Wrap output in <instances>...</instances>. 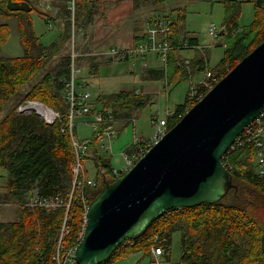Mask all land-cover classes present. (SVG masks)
Returning <instances> with one entry per match:
<instances>
[{
	"label": "trees",
	"instance_id": "1",
	"mask_svg": "<svg viewBox=\"0 0 264 264\" xmlns=\"http://www.w3.org/2000/svg\"><path fill=\"white\" fill-rule=\"evenodd\" d=\"M132 1L136 11L158 8L165 3V0ZM73 2L74 11L71 9ZM255 7L254 21L241 27L242 3L225 1V18L220 31L224 54L218 66L211 69L219 81L264 42V0H255ZM34 11H37L34 0H0V114L5 113L0 118V169L6 172L4 192L0 196L2 202L24 204L33 194L44 197L61 194L65 197L70 193L74 150L69 133L62 132V129L69 115L65 82L71 70L70 44L73 36H79V40L75 39L76 47L79 41L76 49L79 67L89 68V74L96 75L102 64L95 56L93 46V28L101 15L99 0L53 2L52 9L44 17L59 22L64 37L61 35L49 47L38 43L30 18ZM12 18L20 22L25 48L24 55L20 57L1 55V47L7 43L11 33L6 22ZM185 18L179 10L175 20V44L180 41L178 31ZM187 41L195 44L193 40ZM57 52L61 55L57 56ZM203 52L198 54L197 60L186 64L179 50H175L170 53L165 67L148 69L147 79L165 80L171 86L178 77L190 78L204 72L208 54ZM86 61H89L88 67L83 65ZM50 62L51 67L24 92L23 89L40 71L48 68ZM190 93L191 89L185 103L177 106L169 116V130L195 105H190ZM202 93L205 96L208 92ZM152 100L151 94L136 90L100 94L92 101V112L110 111L117 118L128 119ZM29 101H37L53 109L61 119L49 125L36 113H19L18 108ZM89 118L93 119L91 115ZM104 127L107 125H102V130ZM99 146L98 139L93 137L84 157L85 162L92 160L96 169L97 187L85 190L90 204L107 184L117 180L110 161L99 154ZM253 154V150L247 148L229 150L224 155L223 163L236 186L222 201L193 208H175L165 213L142 236L133 239V245L120 246L104 264H115L138 252L150 256L154 238L160 234L167 239L164 248L170 260L175 232L181 234V264H264V181L256 174ZM64 215L63 209L53 212L39 208L20 209L15 220H0V264H56L53 257ZM83 224L82 201L75 198L70 211L71 233L64 239L66 247L78 243Z\"/></svg>",
	"mask_w": 264,
	"mask_h": 264
},
{
	"label": "water",
	"instance_id": "2",
	"mask_svg": "<svg viewBox=\"0 0 264 264\" xmlns=\"http://www.w3.org/2000/svg\"><path fill=\"white\" fill-rule=\"evenodd\" d=\"M264 111V42L91 202L77 264H104L175 208L222 201L235 187L223 157Z\"/></svg>",
	"mask_w": 264,
	"mask_h": 264
},
{
	"label": "built area",
	"instance_id": "3",
	"mask_svg": "<svg viewBox=\"0 0 264 264\" xmlns=\"http://www.w3.org/2000/svg\"><path fill=\"white\" fill-rule=\"evenodd\" d=\"M71 9L74 11V2L71 5ZM49 24L51 23L48 21ZM75 30L73 29V35ZM177 34L175 28V19L172 17H149L145 22V31L143 36L136 41V43L126 50H118L111 48L109 51L101 52L99 55H108L117 61H125L134 59L136 61L144 59L146 56L155 55L164 63L169 59L170 53L175 50L185 49H202L210 48L211 46H199L197 44H191L187 40H180L178 43H174L173 38ZM209 36L213 40L220 38V30L212 24L209 27ZM224 46V45H223ZM72 62L69 77L65 82V99L69 105L68 121L62 132L69 133L74 150V162L71 170L73 174V181L70 193L67 196L61 194L44 197L33 194L29 197L28 201L24 204L17 202H2L0 201V219L2 211L6 208L18 209H43L46 212L58 211L59 209L65 210V215L62 224L59 229V236L54 253L53 260L56 264H77L75 261V250L84 236L85 227L87 225V212L90 202L85 196V190L87 187H97L95 178L93 179L88 175V171L85 168L84 157L89 152V141H80L76 136V118L91 115L92 129L95 132L94 137L98 139L99 144L104 145L109 143V147L105 146L104 151L108 148L111 149L113 140L118 137V132L114 129L113 123L116 122L117 117L110 111L102 113L100 111H93L92 95L88 89V83L84 80L83 70L78 65V54L76 53L75 35L72 41ZM111 58V59H112ZM186 64L190 63V60L185 61ZM205 77L199 84L191 88L189 95L190 105L198 103L203 99L204 94L202 91L209 92L218 83V77L209 68L208 60L205 63V70L203 72ZM192 103V104H191ZM18 112L21 114L36 113L47 124L53 125L61 116L58 112L45 106L37 101H29L18 108ZM126 121L134 122V118L130 117ZM107 125L102 130V125ZM169 131L167 120H160L156 124V131L154 135L147 140H135L131 152L122 153L125 159V166L121 169H113L114 176L118 179L123 176L129 169L135 166V164ZM251 148L254 152L253 161L256 165V174L264 181V111L256 117L248 126L244 128L241 134L237 137L234 144L229 150L235 151L240 149ZM228 150V151H229ZM226 166V165H225ZM227 167V166H226ZM3 187L0 184V193ZM75 198H79L82 201L84 209V224L79 235L78 243L75 246L64 245V239L71 233L69 228L70 211ZM167 243V239L162 235H157L154 238V244L152 247V253L155 257H160L165 254L164 244ZM133 239L124 241L121 246L126 248L128 245H133Z\"/></svg>",
	"mask_w": 264,
	"mask_h": 264
},
{
	"label": "rangeland",
	"instance_id": "4",
	"mask_svg": "<svg viewBox=\"0 0 264 264\" xmlns=\"http://www.w3.org/2000/svg\"><path fill=\"white\" fill-rule=\"evenodd\" d=\"M225 1H243L240 23L242 26H247L253 22L255 16V7L253 3L245 0H165V3L157 8L156 11L158 12H152L150 14L155 15L156 13V15L161 14L162 16L163 14L173 15V18L177 19V10L179 8V10H181L183 15L186 17L184 23L182 24V29L188 33L197 35L201 41V46H211L210 48L205 49L208 51L209 68L214 69L218 66L223 57L224 41L222 38L213 40L209 36V27L212 24H215L220 31L222 30V25L225 18ZM36 9L37 11L32 12L30 15L33 29H35L34 32H36V37L39 38L38 43L45 47H49L60 39L62 35V30L60 27L61 24L54 20H49L51 22L49 24L48 18L44 17L45 11L43 9ZM152 15L148 17H155ZM6 23H8L11 33L7 43L1 47V55L4 57L23 56L25 53V48L21 40L19 20L17 18H12ZM56 24L60 25L58 26ZM75 39L79 40V36L75 35ZM70 46V51H72V45L70 44ZM78 46L79 41L77 47ZM57 53H59L57 56L61 55L60 52ZM191 56L192 52L187 49V51L184 52V57ZM111 62L101 64L98 68L97 74L92 76L89 74L88 69L83 70L82 68L83 76L91 77L94 83L89 89L92 98L95 101L100 94L118 93L123 90L131 91L134 89H139L146 93L151 92L150 94L153 96V103L133 113L137 120V133L139 130V134L144 136H148L150 134L154 135L156 131L155 125H153L154 123L151 121L152 117L153 120H167L169 116L174 113L177 106L185 103L190 89L193 86L199 84L200 81H202V79L205 77L203 72L191 75L190 78L178 77L171 86H168L165 80L150 81L143 78L145 67H165L164 61L157 58L155 55H149L147 59V66H144L143 62L136 61L134 59L119 62L113 61V63L110 64ZM51 65L52 63L50 62L47 66L48 68H46L44 71H40L35 76L34 80L23 89V91L25 92L29 90L30 87L34 85L42 77V75H44ZM83 65L88 67L89 61H86ZM4 114L5 113L0 114V118L3 117ZM88 121H91L89 116L79 117L75 120L78 129L77 138L79 140L87 138L90 139L93 137L94 132L91 124ZM131 144L128 146V148L131 146ZM122 150L127 151V149L124 147L117 148L116 151H113V154H118ZM126 151H123L122 153ZM109 154L111 155L112 153ZM103 156L107 157L106 154H103ZM89 165L91 166L90 175L96 177V171L92 166L94 165L92 160L87 162V166ZM254 167L256 170L255 164ZM5 177L6 172L3 169H0V184L3 185V190L0 193V196L4 192ZM18 213V207H15L14 209L6 208L2 211L3 215L1 216L0 220H15ZM180 241L181 234L179 232L173 233L170 260L168 259L169 253L165 252L163 256L158 258L157 263L154 262V264H181ZM132 256H134V254L131 255V257ZM140 264H152L150 256L147 255V257Z\"/></svg>",
	"mask_w": 264,
	"mask_h": 264
},
{
	"label": "crops",
	"instance_id": "5",
	"mask_svg": "<svg viewBox=\"0 0 264 264\" xmlns=\"http://www.w3.org/2000/svg\"><path fill=\"white\" fill-rule=\"evenodd\" d=\"M34 1H36V8L43 9L46 13L47 11L52 9L53 2H55L57 0H34ZM245 1L253 3V5L255 7V0H245ZM240 2L242 3L243 1H240ZM99 5H100V14L101 15L99 16V18H98V20H97V22L93 28V44H94L93 46H94L95 54H97L95 56H98V58H99V60H101L102 64L107 63L108 59L110 60L112 57H110L108 55H99V53L109 51L111 48H116V49L121 50V51L129 49L131 46H133L136 43V38L140 39L143 36L144 31H145V22L147 19H149L148 16L152 15L150 13L158 12V11H156L157 8H154V7H149V8L144 9V10L140 9V10L136 11L134 8V3L132 0H99ZM242 5H243V3H242ZM178 10H179V8H178ZM178 10H177V12H178ZM255 12H256V7H255ZM152 16L162 17L161 14L156 15V13H155V15H152ZM163 16H171L173 18V15L163 14ZM254 18H255V16H254ZM50 19L51 18H48V21ZM56 25H58V24H56ZM180 26H181V28L179 27L180 30L178 31V34L180 36L179 37L180 40H182V41L183 40H193V41H195V44H197L199 46L202 45L201 41L199 40V37L197 35L188 33L187 31H184L182 29V25H180ZM240 26L246 27V26H242L241 23H240ZM60 27L62 30V26H60ZM34 31H35V29H34ZM35 34H36V32H35ZM188 50H190L192 52L191 57H184V52L187 51V49L179 50V55L181 56V58L184 61H186V60H190V61L197 60L198 54L204 53L202 51V49H194V50L188 49ZM206 52L208 54L207 50H206ZM209 54H210V52H209ZM148 57L149 56H146L144 59L138 60V61L143 62L144 66H147L148 65V62H147ZM206 58H207L208 63H209V56H207ZM113 61H117V60H113ZM113 61L112 62L108 61V62H111L110 64H112ZM157 68H162V67H155V68L154 67H152V68L151 67H145L143 78L145 80H148L147 79L148 69H157ZM86 69L89 70V68H86ZM88 77L89 76H86V77L84 76V80L88 83V89H90L91 85L94 83L92 81V78L91 77L88 78ZM134 90H136V89H134ZM123 91H126V90H123ZM136 92H138V93L142 92L145 94L151 93V92L146 93L143 90H139V89H137ZM92 101H93V98H92ZM151 103H153V100L151 101ZM132 117L134 118L133 123H131L130 121H126V119H122V118H117L116 122L113 123L114 129L118 132V137L113 140V143L111 145L112 146L111 149L108 148L107 151H104L105 146L109 147V143L106 142V144H104V145L100 144L99 154L100 155H103V154L107 155V159L110 161V164H111L113 169H115V168L121 169L125 166V159L122 155V152L126 151V150H122L118 154H116V153L113 154V151H116L117 148L124 147L127 149V151L130 152L131 147H132L135 140H137V139L138 140H147L149 137H151L153 135V134H150L148 136L140 135L139 130L137 133V120H136V117L134 114H132ZM162 120H164V119H162ZM151 121H153L152 123H154L153 125H155V128H156V124H157L158 120H153V117H152ZM89 123H91V121ZM93 132H94V130H93ZM94 135H95V132L93 133V137H94ZM76 136H78L77 127H76ZM92 138H90V139L87 138V139H83L80 141H89ZM130 144H131V146L128 148V146ZM109 153H112V154L110 155ZM92 166L94 167V165H92ZM90 167L91 166L90 165L87 166V162H85V168H86V170H88V175L94 179L95 177L93 175H90ZM95 171H96V169H95ZM146 257L147 256L143 252H138V253H134V256H132V257L130 255L126 258H122V259L118 260L115 264H140ZM158 258L159 257H155L153 255V253H151L150 259L152 261V264H153V262L157 263Z\"/></svg>",
	"mask_w": 264,
	"mask_h": 264
},
{
	"label": "bare ground",
	"instance_id": "6",
	"mask_svg": "<svg viewBox=\"0 0 264 264\" xmlns=\"http://www.w3.org/2000/svg\"><path fill=\"white\" fill-rule=\"evenodd\" d=\"M62 36H63V35H62ZM63 37H64V36H63ZM53 44H54V43H53ZM41 51H42V50H41ZM29 59H30V58H29ZM29 59H28V60H29ZM36 60H37V59H36ZM53 68H54V67H53ZM26 92H27V91H26ZM129 170H130V169H129ZM129 170H128V171H129ZM237 186H238V185H237Z\"/></svg>",
	"mask_w": 264,
	"mask_h": 264
}]
</instances>
